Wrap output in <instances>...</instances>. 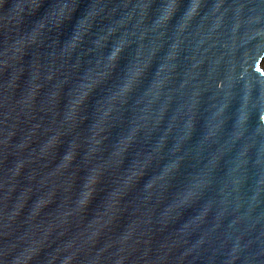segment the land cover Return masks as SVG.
<instances>
[{
    "label": "water",
    "instance_id": "obj_1",
    "mask_svg": "<svg viewBox=\"0 0 264 264\" xmlns=\"http://www.w3.org/2000/svg\"><path fill=\"white\" fill-rule=\"evenodd\" d=\"M0 264H264V0H0Z\"/></svg>",
    "mask_w": 264,
    "mask_h": 264
}]
</instances>
